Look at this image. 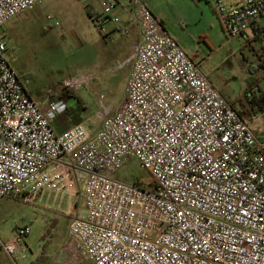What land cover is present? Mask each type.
<instances>
[{"label": "built area", "instance_id": "2783aa9c", "mask_svg": "<svg viewBox=\"0 0 264 264\" xmlns=\"http://www.w3.org/2000/svg\"><path fill=\"white\" fill-rule=\"evenodd\" d=\"M41 1L0 0V199L37 203L63 182L71 187L70 169L81 173L85 214L71 219L61 252L71 264H264V137L254 121L235 111L142 0H78L85 8L99 2L101 31L121 22L113 14L120 7L118 31L141 40L117 112L106 110L95 134L86 124L58 132L66 101L31 96L1 35ZM215 1L225 33L244 41L264 80V0L230 9ZM252 91L249 100L264 87ZM131 160L150 175L142 188L116 179ZM29 233L19 228L1 244L14 264Z\"/></svg>", "mask_w": 264, "mask_h": 264}, {"label": "rangeland", "instance_id": "374dc122", "mask_svg": "<svg viewBox=\"0 0 264 264\" xmlns=\"http://www.w3.org/2000/svg\"><path fill=\"white\" fill-rule=\"evenodd\" d=\"M142 1L230 105L248 103L247 94L253 92L252 87H264L251 50L241 38L225 33L215 0ZM222 2L230 9L242 1ZM91 6L93 10L78 0H42L6 24L1 35L7 42L8 59L26 82L31 96L43 101L50 95H60L70 111L71 117L67 113L66 116L70 120L79 116L95 134L102 114L106 110L116 113L124 101L136 38L118 31L126 20L124 11L117 14L119 24L109 23L101 31L87 11L102 15L103 9L98 1ZM48 16L53 20L49 21ZM83 78H87V83L78 90H61L64 83ZM252 120L253 131L263 138L264 112ZM69 172L70 188L63 182L58 192L45 191L37 203L6 200L9 213L0 226L3 232L15 234L19 228L30 227L29 235L22 241L27 249L25 258L22 253L15 256L18 264L35 262L37 254L40 259L36 264H50L62 252L71 219L85 213L83 175L71 169ZM116 179L145 183L150 175L136 160H131Z\"/></svg>", "mask_w": 264, "mask_h": 264}, {"label": "crops", "instance_id": "0c3cea01", "mask_svg": "<svg viewBox=\"0 0 264 264\" xmlns=\"http://www.w3.org/2000/svg\"><path fill=\"white\" fill-rule=\"evenodd\" d=\"M120 1L127 2L128 0H120ZM89 8H92V6H90ZM92 10H93V8H92ZM120 11H122L121 8L120 7H117L115 10H113V14H118ZM93 14H95V13L93 12ZM133 37L136 38L135 41H138L139 42L141 40V37L139 35H136L135 34ZM45 100H43V101L42 100L41 101L38 100L37 102H39V103H45ZM111 113L113 114V112H111ZM60 120L61 121L56 124V128H57L58 132H63L65 130L69 129L70 127H72V126L77 125V124H75V122L73 120L72 121L74 123H72L71 120L66 115L64 117H62ZM78 124H85V123L82 122V120H81V122L78 123ZM86 125H88V124H86ZM8 199L12 200L13 198H2V199H0V226L4 223V220L6 219V216L9 213V206H8V204H6V200H8ZM84 214H82V215L77 214L76 216L82 217V216H84ZM13 236H14V233L5 234L3 232V230H2V227H0V264H14L13 259H11L4 252V250L2 249V246H1L2 243H4L7 240L11 239ZM25 238H27V237H25ZM67 242H68V237H67V240L65 242V245L67 244ZM18 253H22L23 254V258H25V253H27V249H25V252L19 250ZM38 259H40V257H38V254H37L36 261H38ZM36 261L35 262H31L30 264H36ZM70 262L71 261H68L67 258L65 256H63L62 253H60V254H58L56 256V258H54L51 261L50 264H71Z\"/></svg>", "mask_w": 264, "mask_h": 264}, {"label": "trees", "instance_id": "16d2710c", "mask_svg": "<svg viewBox=\"0 0 264 264\" xmlns=\"http://www.w3.org/2000/svg\"><path fill=\"white\" fill-rule=\"evenodd\" d=\"M87 13H88L89 18L94 22L95 14H93L89 10L87 11ZM252 89H253V87H252ZM231 106L235 109V111L243 119L251 121L257 113H263L264 112V94L263 95H255L252 98V100H248V103H246V102L244 103L243 101H238L237 103H232ZM67 114L70 116V111L68 109H67ZM73 121L75 122V124H78L81 122V119L79 118V116H77V118H74ZM131 183L134 186L139 187V188H142L144 185V182L141 180H138V179L131 180ZM47 234H49V231L46 232V234L44 235V238H46ZM38 261H36V262H38Z\"/></svg>", "mask_w": 264, "mask_h": 264}, {"label": "clouds", "instance_id": "9594fccd", "mask_svg": "<svg viewBox=\"0 0 264 264\" xmlns=\"http://www.w3.org/2000/svg\"><path fill=\"white\" fill-rule=\"evenodd\" d=\"M54 107H56V106H54ZM52 115V113H50V116Z\"/></svg>", "mask_w": 264, "mask_h": 264}]
</instances>
